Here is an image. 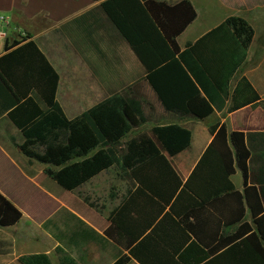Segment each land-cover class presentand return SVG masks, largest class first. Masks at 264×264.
Listing matches in <instances>:
<instances>
[{
  "label": "crops",
  "instance_id": "0c3cea01",
  "mask_svg": "<svg viewBox=\"0 0 264 264\" xmlns=\"http://www.w3.org/2000/svg\"><path fill=\"white\" fill-rule=\"evenodd\" d=\"M154 1L174 6L183 0ZM188 1L198 16L178 38L182 51L231 16L245 19L255 31L250 47L239 50V66L229 86L212 91L214 113L206 120L166 111L147 70L103 11L104 1L0 0V30L6 33L0 59L14 50L6 51L7 42L34 43L60 76L57 100L69 119L116 94L130 102L141 119L115 153V165L81 186L80 212L63 195L67 191L44 174L46 166L31 167L17 148L24 141L22 133L7 115L0 118V193L23 213L19 224L0 226V264H21V257L36 254L48 255L52 264L58 257L60 264L57 249L77 264H115L121 256L130 259L128 264H207L246 223L255 229L241 170L236 166L229 179L231 191L214 170L216 161H201L214 141L210 128L220 123L230 134L247 135L249 185L264 173V140L259 136L264 135V0ZM3 17L9 26L1 22ZM2 67L18 77L24 71L20 63ZM36 100L47 110L39 97ZM235 102L240 108L231 111ZM169 125L192 134L189 148L174 157L153 135V128ZM144 134L156 141L175 175L143 174V189L122 158L126 144ZM122 209V219L113 224L112 213ZM71 215L81 220L78 244L67 234L77 227Z\"/></svg>",
  "mask_w": 264,
  "mask_h": 264
},
{
  "label": "trees",
  "instance_id": "16d2710c",
  "mask_svg": "<svg viewBox=\"0 0 264 264\" xmlns=\"http://www.w3.org/2000/svg\"><path fill=\"white\" fill-rule=\"evenodd\" d=\"M94 1H104L103 11L147 70L148 81L167 112L198 120L213 115L212 91L222 92L229 86L239 66V50H247L253 42L255 31L245 19L229 17L182 51L178 38L198 16L188 0L174 6L154 0ZM19 45L20 42H7L6 51L14 50L0 59V118L7 115L22 133L24 141L17 146L19 151L30 161L46 166L44 174L63 190L74 192L115 165V153L124 138L141 125V119L134 106L119 94L69 119L57 100L58 73L34 43ZM6 63H20L23 74L18 77L4 72L2 65ZM37 97L47 110L40 107ZM239 108L235 102L231 111ZM210 132L214 141L201 164L208 159L216 161L214 170L226 179L231 191L234 188L229 179L236 166L241 170L255 229L246 223L239 233L231 236L228 248L218 255L214 251L215 257L207 264H264V173L249 185L251 152L245 133L230 134L227 126L220 123L212 126ZM153 135L170 157L191 145V132L179 125L157 126ZM259 136L264 140V135ZM122 163L143 189L146 187L143 174L175 175L156 141L145 134L126 144ZM185 188H189V183ZM122 217L123 209L117 210L110 221L118 225ZM71 218L77 227L75 231L67 230V234L73 244H78L81 220L73 215ZM22 219L19 208L0 193V226L13 227ZM51 224L52 220L46 225ZM57 253L60 264H77L61 249ZM129 261L121 256L115 264ZM19 262L52 264L46 254L23 256Z\"/></svg>",
  "mask_w": 264,
  "mask_h": 264
},
{
  "label": "rangeland",
  "instance_id": "374dc122",
  "mask_svg": "<svg viewBox=\"0 0 264 264\" xmlns=\"http://www.w3.org/2000/svg\"><path fill=\"white\" fill-rule=\"evenodd\" d=\"M81 103H85V102L82 101ZM86 105H91V104H87V102H86ZM81 106H84V105H81ZM33 166L36 167V168L37 167H42L38 163L31 161V167H33ZM63 195L69 197L70 203L72 205H74L81 212V189H79V190H77V191H75L73 193H67V192L63 191ZM55 264H58V257L55 258Z\"/></svg>",
  "mask_w": 264,
  "mask_h": 264
},
{
  "label": "built area",
  "instance_id": "2783aa9c",
  "mask_svg": "<svg viewBox=\"0 0 264 264\" xmlns=\"http://www.w3.org/2000/svg\"><path fill=\"white\" fill-rule=\"evenodd\" d=\"M1 22L5 26H9V23H10L9 19L6 18V17L1 18ZM5 38H6V33L4 31L0 30V41L3 40V39H5Z\"/></svg>",
  "mask_w": 264,
  "mask_h": 264
}]
</instances>
